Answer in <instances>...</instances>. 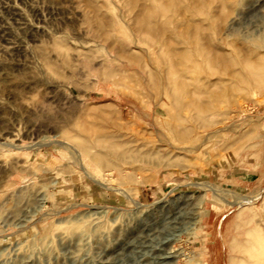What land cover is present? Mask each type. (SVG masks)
<instances>
[{
	"label": "rangeland",
	"instance_id": "obj_1",
	"mask_svg": "<svg viewBox=\"0 0 264 264\" xmlns=\"http://www.w3.org/2000/svg\"><path fill=\"white\" fill-rule=\"evenodd\" d=\"M256 262L264 0H0V264Z\"/></svg>",
	"mask_w": 264,
	"mask_h": 264
},
{
	"label": "bare ground",
	"instance_id": "obj_2",
	"mask_svg": "<svg viewBox=\"0 0 264 264\" xmlns=\"http://www.w3.org/2000/svg\"><path fill=\"white\" fill-rule=\"evenodd\" d=\"M243 11H241V10H236V14L231 18V22H232V24H233V26H234V23H236V21H237V18L238 17H241L242 15V18L243 19H246V18H248V16H251L250 14L249 15H247L246 13H242ZM25 19H26V17H25ZM26 23V22H25ZM35 27V26H34ZM32 28V27H31ZM30 30V29H29ZM34 35V34H33ZM48 35V34H47ZM49 36V35H48ZM51 36V35H50ZM52 38V37H51ZM33 39V38H32ZM35 39V38H34ZM52 40V39H51ZM55 43V42H54ZM57 45V44H56ZM24 46V45H23ZM5 47H7V46H5ZM59 47V46H58ZM59 48H61V47H59ZM62 49V48H61ZM38 51V50H37ZM41 51H39V53H40ZM45 52V51H44ZM67 53V52H66ZM65 53V54H66ZM65 56V55H64ZM66 56H67V54H66ZM45 57V56H44ZM63 57V56H62ZM45 59H46V57H45ZM50 59V58H49ZM52 62V61H51ZM65 63V62H64ZM50 64V61L49 60H47V64L46 65H49ZM53 64V63H52ZM57 64V63H56ZM47 67H49V66H47ZM52 67V66H51ZM119 69V68H118ZM121 69V68H120ZM125 69V68H124ZM46 70V69H45ZM122 70V69H121ZM48 72H49V70H47ZM55 71V70H54ZM114 73V72H113ZM47 75V74H46ZM114 75V74H113ZM118 75V74H117ZM115 76V75H114ZM34 78V77H33ZM32 79V78H31ZM37 79V78H36ZM49 80V79H48ZM36 81V80H35ZM45 81V80H44ZM58 81V80H57ZM59 82V81H58ZM15 83H17V82H15ZM59 141V140H58ZM7 142H9V141H7ZM60 143H61V141H59ZM86 143H87V141H85ZM4 143H6V140L4 141ZM102 144V143H101ZM83 145V144H82ZM78 147V146H77ZM83 147H84V145H83ZM107 147H109V146H107ZM81 149V148H80ZM101 149V148H100ZM103 150V149H102ZM104 150H106V149H104ZM109 151H110V149H108ZM112 150V149H111ZM89 152V151H88ZM99 152H101V151H99ZM102 153V152H101ZM100 153V154H101ZM110 153V152H109ZM89 154V153H88ZM77 155L79 156V159H81L82 161H83V168L85 167V168H87L88 169V166H89V164H88V162H86V158L84 157V154L82 153V151H78L77 152ZM103 155V154H102ZM91 159V158H90ZM81 166V165H80ZM87 171V170H86ZM209 187V186H208ZM242 199V198H241ZM235 201V200H234ZM236 201H238V200H236ZM75 227L76 226H74L73 228L75 229ZM72 228V229H73ZM84 232V231H83ZM86 232V231H85ZM69 256V255H68ZM46 259V258H45ZM169 261V260H168ZM259 262V261H258ZM256 262L257 264H259V263H261V262Z\"/></svg>",
	"mask_w": 264,
	"mask_h": 264
}]
</instances>
